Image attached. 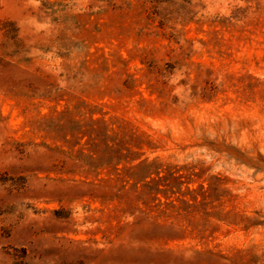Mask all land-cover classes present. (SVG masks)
Here are the masks:
<instances>
[{
    "label": "rangeland",
    "instance_id": "1",
    "mask_svg": "<svg viewBox=\"0 0 264 264\" xmlns=\"http://www.w3.org/2000/svg\"><path fill=\"white\" fill-rule=\"evenodd\" d=\"M0 264H264V0H0Z\"/></svg>",
    "mask_w": 264,
    "mask_h": 264
},
{
    "label": "trees",
    "instance_id": "2",
    "mask_svg": "<svg viewBox=\"0 0 264 264\" xmlns=\"http://www.w3.org/2000/svg\"><path fill=\"white\" fill-rule=\"evenodd\" d=\"M137 160H138L137 163H135L133 166L125 168L126 170H132V169L134 170L130 175H128V177H130L131 180L134 181L133 183H137V184L143 183L142 184L143 187L153 188L155 194L156 193L155 190L158 187L154 185L153 182L155 181V179L152 177V175L153 174L159 175V173H157V170L159 168L152 169L154 160L149 161L146 160L145 158L137 159Z\"/></svg>",
    "mask_w": 264,
    "mask_h": 264
}]
</instances>
